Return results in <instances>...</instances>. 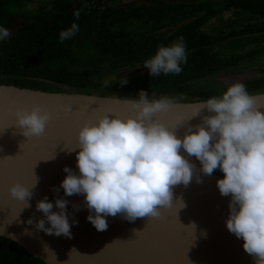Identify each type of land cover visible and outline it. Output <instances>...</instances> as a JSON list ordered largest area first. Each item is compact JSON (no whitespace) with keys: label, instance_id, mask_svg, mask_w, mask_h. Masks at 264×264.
<instances>
[{"label":"clouds","instance_id":"clouds-1","mask_svg":"<svg viewBox=\"0 0 264 264\" xmlns=\"http://www.w3.org/2000/svg\"><path fill=\"white\" fill-rule=\"evenodd\" d=\"M73 16L78 20L80 10H74ZM79 30L74 21L60 30L59 40L71 39ZM9 35V29L0 26V40ZM185 60V44L179 37L159 45L143 66L152 77L179 74ZM119 82L127 81L122 78ZM131 99L134 115L121 118L100 114L78 127L77 171L64 166L65 175L59 182L64 197L82 195L88 210L85 218L97 231H104L107 216L119 214L128 221L151 219L177 202L178 208L183 207L179 198L173 202V187L187 186L194 178L199 183L198 173L210 176L219 170L222 176L216 178V188L221 196L229 197L225 228L241 240L253 264H264V111L254 107L244 83H227L219 96L193 106L189 118L200 115V122L188 125L180 136L175 129L182 122L170 128L153 119L155 113L168 109L167 98H150L140 89ZM49 118L47 111L34 106L16 112L15 125L25 137L39 136ZM36 183L37 178L31 187L13 183L7 191L29 207ZM52 190L57 191L55 187ZM64 197L54 195L49 201L44 196L35 201V209L43 214L35 220L37 230L71 237L66 210L69 201ZM73 208L78 210L76 205ZM26 223L33 220L29 218Z\"/></svg>","mask_w":264,"mask_h":264},{"label":"water","instance_id":"water-1","mask_svg":"<svg viewBox=\"0 0 264 264\" xmlns=\"http://www.w3.org/2000/svg\"><path fill=\"white\" fill-rule=\"evenodd\" d=\"M146 68L143 64L109 73L102 80L122 79ZM264 77V66L221 70L199 81L226 87L232 81H249ZM254 107L264 111V91L249 94ZM170 101L164 112L155 113L168 127L182 122L176 129L180 136L188 125L200 122V115L191 117L193 106L204 100ZM39 107L50 118L39 136L25 137L15 125V113ZM100 114L127 117L135 114L130 97L98 95L77 91H43L13 84H0V236L8 238L30 255L46 264H253L241 247V240L228 232L224 219L229 197L221 196L215 180L220 175L200 174L187 185L173 187V202L161 209L158 218L137 217L134 221L121 215L107 216V229L97 231L85 218L82 195L64 197L59 187L63 167L76 172V130ZM207 114L202 112L201 115ZM199 168L198 161L191 158ZM37 183L29 207L12 197L7 189L13 183L31 187ZM57 191L54 193L53 188ZM64 197L69 214L71 237L45 234L34 226L42 213L35 201L47 196ZM78 206V210L73 208ZM55 210V209H54ZM31 218L32 224L26 223ZM75 220V223L72 221ZM191 225L193 227H191ZM133 229L139 231L134 234Z\"/></svg>","mask_w":264,"mask_h":264},{"label":"trees","instance_id":"trees-1","mask_svg":"<svg viewBox=\"0 0 264 264\" xmlns=\"http://www.w3.org/2000/svg\"><path fill=\"white\" fill-rule=\"evenodd\" d=\"M84 1L48 0L29 9L22 8L24 0H0V26L14 24L12 16L25 20L9 32V37L0 40V84L130 98L144 89L150 98L205 100L219 96L225 87L201 84L200 79L221 70L245 69L247 64L255 66L264 54V22L248 23L223 34L196 29L195 24L207 19L210 16L207 14L191 25L183 23L163 38L135 36L125 26L124 16L110 8L99 11L100 8L86 7ZM166 6L161 4L160 7ZM239 6L251 12L264 7L250 2H242ZM76 9L80 10L78 20L73 16ZM160 17L164 18V15ZM74 21L79 32L61 42L58 33ZM179 37L183 38L186 53L179 74L152 77L145 69L125 78L127 82L124 84L119 82L121 79L107 80V85L102 80V74L140 64L152 56L159 45H167ZM134 57L135 60L131 61ZM243 83L249 94L264 91V77ZM214 173L222 176L219 170ZM0 264L46 263L30 255L16 242L0 236Z\"/></svg>","mask_w":264,"mask_h":264},{"label":"flooded vegetation","instance_id":"flooded-vegetation-1","mask_svg":"<svg viewBox=\"0 0 264 264\" xmlns=\"http://www.w3.org/2000/svg\"><path fill=\"white\" fill-rule=\"evenodd\" d=\"M46 1L48 0H24V4H31V7L29 8L27 6V8L32 9ZM78 2H81V0H78ZM84 2L86 7H93L95 9L100 8L99 11H105L107 8L113 9L116 14L125 17V20L123 21L125 26L134 24L135 22H138L141 26L148 22H166H160L162 24L160 31H167L165 32L166 34L163 32L162 36L157 38L169 36L173 31L182 26L183 23L189 22L191 25L195 20L201 18L202 15L207 14H210L207 19L201 23L195 24L196 29L208 32H214V30H217V33L223 34L231 29H238L248 23H256L258 21L264 22V7L259 8L258 10L255 9L254 12H251L248 9L239 6L242 2H250L254 5H264V0H85ZM161 4H166L167 6L161 8ZM147 6H149L147 9L143 8ZM231 12L238 14L241 20L244 18H247V20L242 21V23H240V20L239 22H229V25H234H230L225 32L220 31L217 27H214L212 30L206 29L209 21L213 19L221 21L226 17L225 15ZM176 14H183V16L180 18L170 17ZM161 15H164V18H161ZM12 19L15 22L11 26H7L9 32H12L14 27L16 28L22 25L25 21L23 18L16 16H12ZM139 30H141V28ZM147 35H153V33H148L146 36ZM263 59L264 54L260 56L258 61H256V64L263 63ZM140 64H143V62Z\"/></svg>","mask_w":264,"mask_h":264},{"label":"rangeland","instance_id":"rangeland-1","mask_svg":"<svg viewBox=\"0 0 264 264\" xmlns=\"http://www.w3.org/2000/svg\"><path fill=\"white\" fill-rule=\"evenodd\" d=\"M27 6L30 8L31 4H27V5L24 4L22 8H27ZM20 10L22 11V9H20ZM225 16L226 17L224 19H222L221 21H218L215 19L209 21L206 29L212 30L214 27H217L220 31L225 32L230 25H234V24L229 25V22H232V21L233 22H239V20H240V23H242V21L247 20V18H244L241 20L239 15L234 13V12L228 13ZM160 22H163V21L148 22L146 24H143L142 26L139 25L138 22L137 23L135 22L134 24L127 25V28L130 29L131 31H133V34L136 36H143V35H146L148 33H153L154 37H161L162 33L164 32V34H166L165 32H167V31H163V30L160 31V28L162 26V24ZM163 23H166V22H163ZM140 28H141V30H139ZM13 30H15V28H13ZM214 31H217V30H214ZM132 60H135V57L131 58V61ZM257 64L264 66V62L263 63H257ZM138 65L135 64L133 67H136ZM250 66H249V64L246 65V67H250ZM108 74H102V77H107V76H109ZM201 84H203V83H201Z\"/></svg>","mask_w":264,"mask_h":264}]
</instances>
